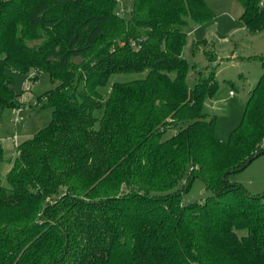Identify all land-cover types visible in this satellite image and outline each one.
Here are the masks:
<instances>
[{
	"label": "trees",
	"instance_id": "1",
	"mask_svg": "<svg viewBox=\"0 0 264 264\" xmlns=\"http://www.w3.org/2000/svg\"><path fill=\"white\" fill-rule=\"evenodd\" d=\"M236 1L238 21L264 33L260 0ZM116 9L0 0V115L22 105L10 72L33 67L54 85L35 100L51 110L48 125L19 143L8 187L0 181V264H264V196L228 179L264 154V58L224 142L203 111L214 67L190 86L182 55L188 26L213 17L206 0ZM207 47L194 50L209 64ZM196 178L212 195L183 203Z\"/></svg>",
	"mask_w": 264,
	"mask_h": 264
},
{
	"label": "rangeland",
	"instance_id": "2",
	"mask_svg": "<svg viewBox=\"0 0 264 264\" xmlns=\"http://www.w3.org/2000/svg\"><path fill=\"white\" fill-rule=\"evenodd\" d=\"M213 13L212 19L187 28V38L182 55L189 64L188 84L193 86L195 72L204 70L208 65V73L214 67L217 89L213 96L208 97L203 104V111L215 116V135L221 141L227 142L232 131L241 123L246 107L249 91L257 82L262 73L261 58H264V33L262 31L250 32L242 26L238 18L243 8L236 0H206ZM132 0H117L116 12L128 17ZM205 41L207 49L215 54L213 62L208 64L207 57L201 49H195V43ZM36 70L32 67L28 72L12 71L13 89L15 93H22L25 100L20 108H5L0 115V148L2 159L0 161V181L8 187L6 174L11 167L13 159L17 156V146L35 135L49 123L51 110L43 107V99L37 104L36 97L52 88L49 74L38 71L35 82L30 83L29 90L26 81ZM205 72V73H207ZM114 76L112 79L136 77ZM230 91L233 94H230ZM33 105V106H30ZM167 131L165 136L171 135ZM229 181L243 186L252 195L264 194V154L253 159L244 169L233 172ZM182 182L178 187H182ZM212 195L206 189L204 182L196 178L190 188L182 194V202L202 201ZM264 201V197H263ZM239 235L246 234V230H238Z\"/></svg>",
	"mask_w": 264,
	"mask_h": 264
},
{
	"label": "built area",
	"instance_id": "3",
	"mask_svg": "<svg viewBox=\"0 0 264 264\" xmlns=\"http://www.w3.org/2000/svg\"><path fill=\"white\" fill-rule=\"evenodd\" d=\"M259 4L260 5H262V6H264V0H260V2H259ZM30 83H32L29 79L26 81V86L28 87V89L27 90H29V85H30ZM230 94H233V92L232 91H230ZM25 100V96L24 95H22L20 98H19V101H20V103L22 104V102ZM21 107V106H20ZM19 107V108H20ZM14 137V143L16 144V146H18V143L16 142V135L15 136H13ZM263 145H264V142H263Z\"/></svg>",
	"mask_w": 264,
	"mask_h": 264
},
{
	"label": "water",
	"instance_id": "4",
	"mask_svg": "<svg viewBox=\"0 0 264 264\" xmlns=\"http://www.w3.org/2000/svg\"><path fill=\"white\" fill-rule=\"evenodd\" d=\"M261 154H263V153H260L259 155H261ZM259 155H257L256 157H258ZM256 157H255V158H256ZM242 169H244V167H240L239 169L235 170L234 172H236V171H240V170H242ZM261 196H264V194H262Z\"/></svg>",
	"mask_w": 264,
	"mask_h": 264
},
{
	"label": "crops",
	"instance_id": "5",
	"mask_svg": "<svg viewBox=\"0 0 264 264\" xmlns=\"http://www.w3.org/2000/svg\"><path fill=\"white\" fill-rule=\"evenodd\" d=\"M240 23V22H239ZM241 24V23H240ZM242 26H244L243 24H241ZM197 26H193L192 28H196ZM232 95V94H231Z\"/></svg>",
	"mask_w": 264,
	"mask_h": 264
}]
</instances>
